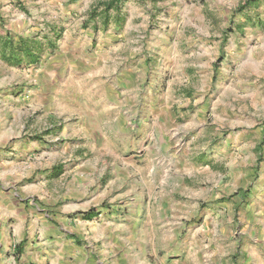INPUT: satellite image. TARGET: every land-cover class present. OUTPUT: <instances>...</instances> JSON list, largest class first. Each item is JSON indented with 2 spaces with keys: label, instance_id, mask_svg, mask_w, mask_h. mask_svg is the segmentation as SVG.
Wrapping results in <instances>:
<instances>
[{
  "label": "rangeland",
  "instance_id": "1",
  "mask_svg": "<svg viewBox=\"0 0 264 264\" xmlns=\"http://www.w3.org/2000/svg\"><path fill=\"white\" fill-rule=\"evenodd\" d=\"M96 1L0 0V37L8 34L15 42L35 37L43 42L37 63H27L23 54L10 64L0 57V132L10 127L12 145L19 138L30 143L28 153L11 155V174L0 169V178H9L8 183H0L1 192L11 197L20 179L33 180L36 174L29 170L27 176L19 175L23 165L30 167L28 161L41 150L48 151L62 168L54 187L64 195L80 194L85 183L95 190L101 181L118 177L114 184L125 186L124 193L103 191L105 198L98 207L109 205L119 211L120 217L109 221L113 224L127 215L121 221L129 236L125 245L190 249L204 245L207 264H264V210L260 209L264 204V0L132 2V25L124 35L137 46V124L126 121L122 137L108 133L106 140L93 137L87 114L91 104L83 106L86 112L81 117L87 122L82 125L65 113L51 122L45 116L48 102H33L56 83L55 66L67 53L85 67V60L95 65L102 51L113 49L116 27L101 26L99 11L90 16ZM43 35L55 39L52 52ZM77 70L70 81L79 83L85 96L87 79ZM96 103V109L105 106L103 101ZM153 114L160 121L155 130ZM94 117L99 126H114L105 114ZM50 128L62 134H46ZM150 128L152 139L144 138L150 145L147 151L140 147L141 134ZM138 129L142 131L137 133ZM42 144L52 150L41 148ZM132 164L137 168L132 170ZM151 164L158 170L157 178L165 179L161 185L148 182ZM72 176L74 182H69ZM136 180L147 184L149 202L129 201ZM236 190H245L246 201L232 198ZM138 210L142 213L134 230L132 213ZM162 219L169 221L164 230L159 227ZM114 228L111 239L117 233ZM133 232L139 237L137 244L131 241ZM11 251L14 258L16 247Z\"/></svg>",
  "mask_w": 264,
  "mask_h": 264
},
{
  "label": "crops",
  "instance_id": "2",
  "mask_svg": "<svg viewBox=\"0 0 264 264\" xmlns=\"http://www.w3.org/2000/svg\"><path fill=\"white\" fill-rule=\"evenodd\" d=\"M132 2L137 5L144 3L141 0H124L119 10L111 9L107 15L102 14L101 26L102 24L106 27L115 26L117 34L113 49L102 51L95 65L85 60L87 67H83L78 59L72 61L70 54L67 53L65 60L55 66L56 83H52L50 89L46 88L40 95H36L33 101L34 103L48 102L50 106L45 116L49 121L55 122L62 113H65L64 115L69 116L70 121L78 119L75 122H83L82 125H84L87 119L81 117L82 113L86 112L83 111V106L89 107L91 104L92 108H87V114L92 122L93 137L106 140L108 133L122 137L126 121L132 125L137 124L135 112L138 110L136 101L139 99L137 89L140 88L139 70L137 62L134 63L137 46L130 44L131 38L124 35V31L129 32L128 26L132 25V13L129 10ZM77 67H80L79 71ZM74 69L86 76L87 84L84 86L87 90L86 97L79 83L71 84L70 75ZM80 99H83L82 103L79 102ZM102 101L105 104L104 108L96 109L95 106L98 105L96 102ZM60 105H66V107L61 108ZM96 114H105L107 121L114 126L111 124L99 126L94 117ZM152 117V124L154 123L152 128L155 130L157 122L160 127L159 116L153 114ZM186 123L190 124L189 121ZM66 129L68 131L69 127ZM153 129H146L141 134L142 144L138 143L137 146L140 145L148 151L150 145L144 142V138L153 135ZM167 129L169 130V127ZM141 131L138 129L137 133ZM47 133L62 134L54 128H50ZM11 135L10 127L7 129L4 127L3 132H0V169L8 171L9 174L12 173L13 163L9 161L12 160L13 152L23 155L30 150V143L24 138H19L12 145ZM72 136L75 135L72 133ZM152 137L147 139L150 141ZM42 141L46 143L48 139ZM46 145L39 146L47 150L49 147ZM121 145H124L123 141ZM151 146L160 152L159 147L154 144ZM49 149L52 150V148ZM28 165L30 167L23 165L24 171L19 175L27 176L29 170L36 174L33 180L21 181L20 179L17 190L11 197L4 191L1 192L3 187L0 188V264H207L204 262V245L203 249L201 247L190 249L185 245H125L129 236L128 232L124 233V227L127 225L121 221L127 218V215L123 214L118 224H113L109 221L120 217L119 211H115L109 205L105 209L98 207L101 199L105 198L103 191L113 193L115 196L124 193L125 186L114 184L115 180L119 181L118 177L109 178L105 182L101 181L95 185V190L88 189V183H85L87 186L83 187L84 191L80 194L64 195L54 187L62 174V168L57 176H53V167L57 165L51 160L50 152L41 150L37 157L28 161ZM131 168L136 169L137 164H132ZM157 171L154 164L147 169L146 174L151 185L158 186L165 181L162 177L157 178ZM68 181L74 182V176ZM6 182H9V178H0L1 184ZM136 183V186L132 187L131 196L128 197L129 201L131 203L144 200L149 202L152 195L146 188L147 184L144 182L140 185L138 180ZM237 196L246 201L245 190L242 193L240 190L232 193V198ZM260 209L264 210V204L260 205ZM89 210H91L90 216L84 217V213ZM141 213L142 210L132 213L134 230L138 229ZM167 223L169 221L162 219L159 227L164 230ZM112 227H116L114 230L117 232L113 239L110 238ZM13 241H22L21 252L14 258L11 249L16 245L11 244ZM131 241L133 244L139 243V237L138 239L137 236L134 237V232ZM243 253L245 254L246 251Z\"/></svg>",
  "mask_w": 264,
  "mask_h": 264
},
{
  "label": "trees",
  "instance_id": "3",
  "mask_svg": "<svg viewBox=\"0 0 264 264\" xmlns=\"http://www.w3.org/2000/svg\"><path fill=\"white\" fill-rule=\"evenodd\" d=\"M124 0H100L90 10V16L94 17L96 12L107 15L108 11L119 10L120 5ZM99 9V10H97ZM42 38L45 40L46 46L50 49V52L55 48V39L49 37L48 35H43ZM2 40V51H0V57L7 63L14 62L13 59L20 54H23L21 58H25L27 63H37L42 58L43 45L42 39L34 38H20L16 42L13 41V38L10 35H6ZM6 51H8L6 53ZM61 172V167L59 165L53 167V176H57ZM90 211L84 213V217L90 216ZM21 252L20 243L16 245L15 253L18 255Z\"/></svg>",
  "mask_w": 264,
  "mask_h": 264
}]
</instances>
